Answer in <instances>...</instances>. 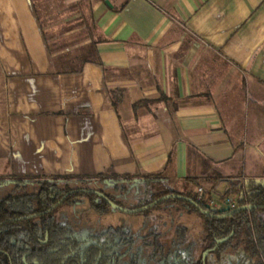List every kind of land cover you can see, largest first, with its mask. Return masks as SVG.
Listing matches in <instances>:
<instances>
[{
  "label": "crops",
  "instance_id": "obj_1",
  "mask_svg": "<svg viewBox=\"0 0 264 264\" xmlns=\"http://www.w3.org/2000/svg\"><path fill=\"white\" fill-rule=\"evenodd\" d=\"M0 171L260 178L264 0H0Z\"/></svg>",
  "mask_w": 264,
  "mask_h": 264
},
{
  "label": "trees",
  "instance_id": "obj_2",
  "mask_svg": "<svg viewBox=\"0 0 264 264\" xmlns=\"http://www.w3.org/2000/svg\"><path fill=\"white\" fill-rule=\"evenodd\" d=\"M165 99V96L162 97ZM35 178L37 188L32 192L19 189L26 179ZM77 178L82 184L91 180L101 182L121 179L126 181H143L146 190L134 208L153 203L143 208L160 205L168 200L177 201L187 212L197 213L202 224V251H217L227 246H241L245 252L255 258L253 264H264V172L258 178L233 180L217 174L188 176L185 181L198 187L205 199L197 200L192 191H178L167 186L159 173L116 174L104 171L95 174H49L41 176H24L14 173L0 175V182H15L14 189L0 198V264H115L118 254L115 247L131 246L133 235L125 228L108 227L99 234H90L86 238L75 237L70 230L56 220L55 212L61 205L75 204L81 197H87L89 205L99 213H105L112 207L93 189L82 185L72 187L69 179ZM63 180L60 185L59 180ZM226 180L227 185L219 194L218 200L232 197L235 207L249 205L248 209H240L232 214L210 206L207 208L211 191L216 185ZM210 182L211 187L205 188L204 182ZM157 185L159 187L154 188ZM122 192L127 191L121 186ZM102 192L113 202L121 205L108 193ZM166 194H181L193 199L204 210V213L190 202L176 196L161 197ZM122 206V205H121ZM138 212V211H137ZM184 227H177L179 238H183ZM71 233V234H70ZM159 233L152 231L141 237L143 245L150 247V258L155 264H207L205 256H191L190 251H164L159 240ZM128 264H138V253H134Z\"/></svg>",
  "mask_w": 264,
  "mask_h": 264
},
{
  "label": "rangeland",
  "instance_id": "obj_3",
  "mask_svg": "<svg viewBox=\"0 0 264 264\" xmlns=\"http://www.w3.org/2000/svg\"><path fill=\"white\" fill-rule=\"evenodd\" d=\"M6 174H9V172L0 171V175ZM134 176L139 178V175ZM59 182L60 185L63 184L62 179ZM69 184L74 188L87 185L93 190L101 189L127 209L134 208L138 199L150 191L146 190L144 182L139 180L126 181L121 179L118 182L115 180L104 182L91 180L86 184H82L81 181L74 178L69 179ZM203 184L206 186L208 181ZM14 186L15 182L12 181L0 182V198L11 192ZM121 186H126L127 191L122 192ZM189 186L186 189L179 185L174 187L176 190L179 189L178 191H192L196 194L200 191L198 187L191 184ZM157 187L159 186H154V188ZM36 188L35 178L30 177L26 179L24 186L19 189L32 192ZM222 191L223 188L212 190L211 198L217 199L219 197L218 193ZM55 218L58 222L63 223L72 235L80 238H86L90 234H99L108 227L120 226L127 229L133 235L132 245L115 247V252L118 254L115 264H128L134 253H138V264H155L149 255L151 248L141 242V237L152 231L159 233V240L165 252L172 251L175 253L187 249L194 258H197L200 254L204 255L207 264H253L255 261V258L245 252L241 246H227L217 251H202V224L199 215L194 212H187L174 200H168L160 205L148 208L144 212H125L109 208L105 213H99L89 205L88 198L85 196L81 197L78 203L61 205L55 212ZM177 227L185 228L183 238H179L177 235Z\"/></svg>",
  "mask_w": 264,
  "mask_h": 264
},
{
  "label": "water",
  "instance_id": "obj_4",
  "mask_svg": "<svg viewBox=\"0 0 264 264\" xmlns=\"http://www.w3.org/2000/svg\"><path fill=\"white\" fill-rule=\"evenodd\" d=\"M94 191H95V193H97L99 196L103 197V198L108 202V204H109L112 208L119 209V210H123V211H125V212H137V211H141L143 208L148 207V206H150L151 204H153V203L151 202V203H148V204H146V205H144V206H141V207L131 208V209L129 208V209H127V208H124V207L120 206L119 204L113 202L112 200H110V199H109L108 197H106L102 192H100V191H96V190H94ZM170 196H176V197H178V198H181V199H183V200H186V201L190 202L191 204H193L194 206H196L197 208L201 209L204 213H209L208 210H204V209H202V208L200 207V205H199L197 202H195L193 199H191V198H189V197H187V196L181 195V194H166L165 196L161 197L160 199H163L164 197H170ZM206 207L208 208V207H209V204H206ZM248 208H250L249 205H240V206H236V207H234V208H229V206L226 205V206L220 208V210H224V211H226V214H232L233 212H237V211H239L240 209H248ZM203 256H204V255H203Z\"/></svg>",
  "mask_w": 264,
  "mask_h": 264
},
{
  "label": "built area",
  "instance_id": "obj_5",
  "mask_svg": "<svg viewBox=\"0 0 264 264\" xmlns=\"http://www.w3.org/2000/svg\"><path fill=\"white\" fill-rule=\"evenodd\" d=\"M197 200H203L205 199L204 195L202 194L201 191H199L196 195ZM208 204L210 206L216 207V208H222L226 205L229 206V208H234L235 207V200L232 197H226L222 200H214L213 198H209Z\"/></svg>",
  "mask_w": 264,
  "mask_h": 264
}]
</instances>
